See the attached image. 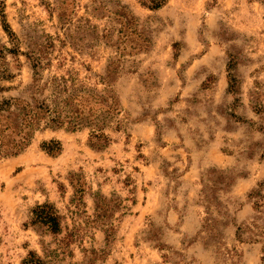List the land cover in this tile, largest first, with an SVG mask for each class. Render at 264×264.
Returning <instances> with one entry per match:
<instances>
[{
  "label": "rangeland",
  "instance_id": "1",
  "mask_svg": "<svg viewBox=\"0 0 264 264\" xmlns=\"http://www.w3.org/2000/svg\"><path fill=\"white\" fill-rule=\"evenodd\" d=\"M148 3L0 0L5 95L28 96L26 54L40 51L45 77L105 89L115 68L122 107L106 147L91 145L93 127L44 129L0 159V264L31 251L47 264H264V0ZM51 139L57 154L42 147ZM105 198L117 204L108 224ZM46 201L58 233L31 223Z\"/></svg>",
  "mask_w": 264,
  "mask_h": 264
},
{
  "label": "trees",
  "instance_id": "2",
  "mask_svg": "<svg viewBox=\"0 0 264 264\" xmlns=\"http://www.w3.org/2000/svg\"><path fill=\"white\" fill-rule=\"evenodd\" d=\"M148 1L151 7L159 8L166 0ZM62 9L65 12V7ZM4 30L14 41L18 40L16 34L6 25ZM125 39H128V34L124 35L123 43H126ZM47 47H55L52 39L47 42ZM3 48L15 54L19 51L6 46ZM42 54L40 51L26 54L33 70L32 81L27 89L28 96L5 95L9 89L0 84V159L22 153L32 143L36 133L44 129L67 127L74 130L93 127L90 133L91 145L94 148L108 146L113 138L105 131L106 127L122 110L120 100L109 84L116 69H107L105 77L101 78V83L107 88L99 89L98 86L80 78L76 72L45 77L43 69L49 62H44ZM0 68V79L12 77L8 68L2 65ZM42 147L51 154H57L62 150V143L58 139H51L44 141ZM80 185L77 191L82 194L84 189L83 185ZM116 207L113 199H99L96 202L98 220L108 224L110 213ZM32 214L33 225L45 226L53 233L61 231V215L53 203L46 201L37 204ZM205 226L213 229L208 218L205 220ZM109 229L112 231L113 227ZM108 230H104L107 236L110 234ZM24 264L47 263L31 251Z\"/></svg>",
  "mask_w": 264,
  "mask_h": 264
}]
</instances>
